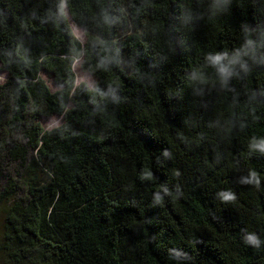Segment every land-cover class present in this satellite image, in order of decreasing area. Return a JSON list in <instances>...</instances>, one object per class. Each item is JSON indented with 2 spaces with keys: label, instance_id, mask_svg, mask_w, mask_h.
<instances>
[{
  "label": "clouds",
  "instance_id": "9594fccd",
  "mask_svg": "<svg viewBox=\"0 0 264 264\" xmlns=\"http://www.w3.org/2000/svg\"><path fill=\"white\" fill-rule=\"evenodd\" d=\"M0 2V264H61L62 246L48 239L45 228L54 229L65 195L57 174L74 179L82 171L79 157L86 158L77 145L71 152L65 148L81 135L73 118L97 129L90 137L95 143L107 139L125 102L118 95L122 79L146 88L160 80V73L142 70V58L165 63L173 80L167 97L188 96L199 112L221 113L205 122L218 142L248 132L247 159H264V127H258L264 121V0H257L251 19L233 26L224 20L234 7L244 9V0ZM205 26L208 34L196 38L197 28ZM45 140L57 144L47 155ZM150 157L151 165L137 172L149 189L147 206L181 200L183 186L155 174L156 166L173 158L172 150L160 142ZM233 168L239 173L233 184L264 191V172L241 168L239 159ZM171 175L178 179L181 171ZM213 199L228 206L238 197L225 187ZM234 240L264 253V231L258 228L242 224Z\"/></svg>",
  "mask_w": 264,
  "mask_h": 264
},
{
  "label": "trees",
  "instance_id": "16d2710c",
  "mask_svg": "<svg viewBox=\"0 0 264 264\" xmlns=\"http://www.w3.org/2000/svg\"><path fill=\"white\" fill-rule=\"evenodd\" d=\"M244 5L234 7L224 23L233 26L251 19L257 0H244ZM208 31L198 27L195 36L204 39ZM224 38L228 39L226 34ZM153 63L158 67H151ZM141 68L146 74L160 73V80L156 87L146 88L131 77L122 79L118 95L125 102L107 139L95 143L90 137L97 129L73 118L81 135L65 148L71 152L77 145L86 158L79 157L82 171L74 179L62 180L57 174L65 195L57 206L54 229L45 228L48 239L62 246L61 264H264V253L234 240L242 224L264 231V191L232 183L239 175L233 168L236 159L241 168L254 166L264 172V159H247L250 133L218 142L205 122L221 113L199 112L188 96L181 101L167 97L173 80L163 61L145 57ZM258 127H264V121ZM160 142L172 150L173 158L156 166L155 174L161 181L181 184L184 194L179 201L152 208L144 199L149 189L137 179V172L151 165L150 150L155 153ZM56 146L55 140H45L44 154ZM175 169L181 171L178 179L171 175ZM225 187L237 192L234 204L222 206L213 199L215 191Z\"/></svg>",
  "mask_w": 264,
  "mask_h": 264
}]
</instances>
